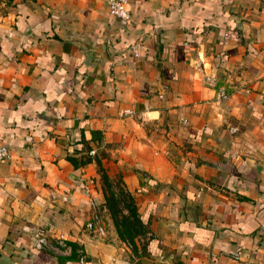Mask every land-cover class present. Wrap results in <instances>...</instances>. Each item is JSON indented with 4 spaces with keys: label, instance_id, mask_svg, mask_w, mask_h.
<instances>
[{
    "label": "crops",
    "instance_id": "obj_1",
    "mask_svg": "<svg viewBox=\"0 0 264 264\" xmlns=\"http://www.w3.org/2000/svg\"><path fill=\"white\" fill-rule=\"evenodd\" d=\"M128 8L0 0V264H264V0ZM100 163L135 248L84 228Z\"/></svg>",
    "mask_w": 264,
    "mask_h": 264
},
{
    "label": "built area",
    "instance_id": "obj_2",
    "mask_svg": "<svg viewBox=\"0 0 264 264\" xmlns=\"http://www.w3.org/2000/svg\"><path fill=\"white\" fill-rule=\"evenodd\" d=\"M104 3L109 11L119 24H125L131 17L130 10L128 8V0H104ZM218 95H223V91L220 90ZM9 147L7 144L4 142L0 141V161L4 160L9 157ZM85 191H88V188L85 186ZM89 201V206H90V214L88 218L84 222V228L88 231L91 232H98L102 233L103 232V224L100 219L99 214L97 213L96 209V203L92 197L88 198ZM34 246L36 248H50V249H56L58 247L65 248L66 244L63 240V238L58 236L56 239V244H53L49 241L46 240V237L42 234L39 233L36 235L35 240H34ZM82 258V256L80 257Z\"/></svg>",
    "mask_w": 264,
    "mask_h": 264
},
{
    "label": "trees",
    "instance_id": "obj_3",
    "mask_svg": "<svg viewBox=\"0 0 264 264\" xmlns=\"http://www.w3.org/2000/svg\"><path fill=\"white\" fill-rule=\"evenodd\" d=\"M101 177L103 182H106L107 178H106V174L101 170ZM125 192V198H126V203H125V210L124 211H118V215H116L115 213V207L113 206V197L107 194H104V198L107 204L108 209L110 210V214H111V219H112V223L114 225V228L116 230L117 235L119 236L120 239L127 241L128 243L131 244V246L133 248H135V244H134V236H135V231L137 232H142V229H140L141 224V220L140 217L138 215V213L136 212L135 209V205L133 203V200L130 196L129 193ZM139 227V229H137Z\"/></svg>",
    "mask_w": 264,
    "mask_h": 264
},
{
    "label": "rangeland",
    "instance_id": "obj_4",
    "mask_svg": "<svg viewBox=\"0 0 264 264\" xmlns=\"http://www.w3.org/2000/svg\"><path fill=\"white\" fill-rule=\"evenodd\" d=\"M101 170L106 174V182H103L102 177H101ZM98 174H99V181H100V188H101V192H102V198L103 201L101 202V205H99V209H97V213L99 214L100 218L103 220L105 219L106 221V217L104 218V216L107 213V216L111 219V214H110V210L107 207L105 198H104V194L110 195L113 197V206L115 207V213L116 215H118V211H124L126 212V198H125V192L124 191V186L122 185V183L119 180V177L117 175H108L107 172L105 171L104 166H102V164L100 163L99 167H98ZM103 205V206H102ZM102 208H105L102 210ZM103 211V212H102ZM112 222V219H111ZM139 229V227L137 228ZM140 229H143L142 227H140ZM135 238H137V236L141 233L140 231L137 232L135 231Z\"/></svg>",
    "mask_w": 264,
    "mask_h": 264
}]
</instances>
